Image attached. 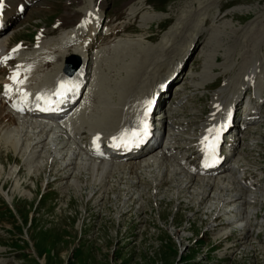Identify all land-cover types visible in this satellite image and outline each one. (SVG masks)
Returning a JSON list of instances; mask_svg holds the SVG:
<instances>
[{
  "label": "rangeland",
  "instance_id": "rangeland-1",
  "mask_svg": "<svg viewBox=\"0 0 264 264\" xmlns=\"http://www.w3.org/2000/svg\"><path fill=\"white\" fill-rule=\"evenodd\" d=\"M61 1L53 0L51 5L43 7L47 0H37L17 25L11 27V32H15L13 39L30 37L35 27L59 17L64 11ZM131 1L135 0H106L105 12L113 18L122 17ZM142 1L145 4L137 14L141 22L127 34V38L135 39L131 49L125 50L114 61V67L109 68V76L113 78L106 81L107 89L96 93V108L93 114V108L90 109L89 117L96 119L94 114L98 111L104 113L100 117L104 122L98 121L110 123L115 113L113 109L120 106L125 96L141 90L137 85L121 88L131 82L134 71L148 79L157 75L151 85L149 82L144 86L156 95L159 80L169 76L188 50V45L182 48L175 42L181 37L193 42L194 48L181 72L162 92L158 113L166 118L165 124L188 123L182 135H190L193 130L196 133L201 124L209 120L211 104L224 85L240 90L244 85L241 80L250 75L251 90L243 97L248 94L252 98L256 92L259 103L256 112L260 120L240 132V150L245 152L243 156L248 163L246 180L255 182L260 171L264 177V0ZM140 2L132 4V9L138 7V10ZM160 11L166 13L159 19ZM174 24L181 26L182 35L174 33L171 27ZM197 25L200 26L196 30ZM171 61V67L160 68L162 64L170 66ZM55 66L58 73L59 63ZM135 77L138 78L136 74ZM177 82L184 88L173 93L172 86ZM239 94L234 91L230 97L234 99ZM178 100L181 104L174 106ZM174 107L176 110L172 111ZM243 109H239V116ZM174 112H177L176 118L171 117ZM115 119H123L122 108ZM3 131L0 132V187L4 184L5 190H0V264H264L262 222L251 226L253 233L244 236L234 222H227L229 218L225 217L231 214H219L221 218L216 223L214 213L226 206V195L222 199L200 201L199 194L203 191H198V184L187 185L182 176L172 179L164 167L155 165L136 172L117 169L112 171L114 174L105 173V177L99 171V175H86V168L82 167H72L70 171L60 168L61 163L54 158L49 161L50 154L43 149L36 151L34 166L30 168L29 162L24 164L25 159L8 160L12 152L21 150H7L6 141L16 142L19 137L12 140L13 136L8 137ZM25 143L26 140L22 141V146ZM39 161L43 168L34 172ZM12 172H15L13 179L8 181ZM77 179L84 190L79 189L76 194L78 187L74 182ZM99 180L109 182L107 188L110 185L118 188L110 193L101 192L98 197L95 193L100 187ZM15 182L21 187L15 188ZM206 188L203 186L202 190ZM105 194L110 195L107 198ZM214 194L212 190L210 196ZM253 203L245 206L248 212L257 210L255 220H260L264 206H253ZM212 204L215 210L211 211L212 221H209L207 211L213 208ZM124 207V212L118 211ZM228 228L232 229L229 237ZM256 229L263 230V235L254 237ZM254 246L257 251H252Z\"/></svg>",
  "mask_w": 264,
  "mask_h": 264
},
{
  "label": "bare ground",
  "instance_id": "bare-ground-1",
  "mask_svg": "<svg viewBox=\"0 0 264 264\" xmlns=\"http://www.w3.org/2000/svg\"><path fill=\"white\" fill-rule=\"evenodd\" d=\"M85 1L88 3V6L85 7L86 9L87 8L89 9L90 7H93V6H95L97 4V0H83V2H85ZM103 1L104 0H99V3L98 4H99V7L100 8H103L104 5H105L103 3ZM141 2H140V4L142 5ZM11 3H12V6L14 8L11 9V10L8 9L6 11L5 20L10 15L16 14V3H14L13 0H11ZM5 7H6V4L4 5V9H5ZM94 8L95 7H93L92 9H94ZM137 8L138 7H136V10H137ZM136 10H135V8L132 9V5H130V7L128 8V12L132 16L135 14ZM17 12H21L20 9H17ZM84 14H85V10H84V13L82 14V16ZM2 15H3V12L0 14V18L2 17ZM73 18H74V16H69L67 18L62 19L61 20L62 21L61 27L70 26L71 28H73L76 25V23L80 20L81 15L76 14L74 20H72ZM10 20H11V18H10ZM199 26L200 25H197L196 30L199 28ZM115 29H116V27L110 28V30H109L110 31V33H109L110 36L111 35H114V34H116L118 32V31L115 32ZM79 30L80 29H77L76 30L77 34L79 33ZM91 31H92V29H90L89 32H91ZM202 31H203V29L201 28V32ZM202 34L203 33H201V35ZM81 36L82 35L78 34L77 35V38L80 39ZM10 39L11 38L9 36L6 37L4 35H0V41H8ZM84 39L85 38H83L79 42L69 43L68 44V42L64 41L62 37H59V39H58L59 40V48L57 49L58 51L53 55V59L56 60V62L57 61L60 62L59 57H60V59H62L63 56H65L66 54L71 53V52L72 53H75V54H78L83 59L84 64H86L85 68L84 69H81L75 76H73L71 78H65L66 81H72V82H74L77 85H80L81 82H83V80H85V75L89 71V64L92 61V56L88 53V48L94 43L95 37L93 35H90L89 36V40L87 42H85ZM67 45H71L72 47L67 48L66 47ZM193 48H192V50H193ZM5 57L6 56H2V59L5 60L4 59ZM146 58H144V60ZM181 59L182 58H180V60ZM182 60L179 61L178 63H176V66H177V64L179 66V64H180V62H182ZM172 65H173V62L171 61L170 62V66H169V64H167V65H163L162 64V66L160 68L166 69L168 67H171ZM178 66L176 68V71L178 69ZM17 71H19V77H20V74L22 72V69L20 67L18 69V66L15 67V68H13L10 71V77L15 72H17ZM92 71H94V65H92ZM174 71H175V68L172 70V72L170 73V75ZM61 72L62 71H61V68H60V65H59V72L58 73H55L54 77H56L58 74L62 75ZM156 76L157 75H155V76L152 75V77L150 79V85L153 83L151 81L154 80V78ZM54 79L55 78H53L52 81L40 83V84H38V86H41V85H44V84H49V83L50 84H53L54 83ZM161 80H162V78L159 80V82H161ZM8 81L9 82H12L13 80H11L9 78ZM245 83L247 84V82H245ZM246 84H244V85H246ZM151 88H152V86H151ZM17 89H19L23 93L25 92L24 89L21 88V87H18ZM238 92H240V94H241L242 90H240ZM8 93H9L8 90H6L5 96ZM93 94H95V93H91V95L89 96V99H90V97ZM144 94H145L144 93V89H142L140 91V95L143 96ZM240 94H239L238 97H235L234 99H232V97H230L229 98V101H227V102H229V104H230V102L234 101L236 104H238L239 103ZM8 100H10V98L3 99V100L0 98V132H2L3 130H5V133L8 134V137L13 136V139L12 140H14L16 138L15 136H18L19 137L18 139H16V142H8V141H6V143H9L8 146H6V149L7 150L8 149H11V150H14V151H17L18 149L21 150L19 153L18 152H15V153L12 152L8 156V158H9L8 160H13L14 158H15V160H17V159L24 160L25 159L24 160L25 161L24 164L27 163V162H29L30 163V166L29 167L31 168V167L34 166V163L33 162L35 161L34 156L36 155V151L41 152V150H39V149H43V151H48L49 152V154H50L49 155L50 156L49 157V161H52L51 159L54 158L57 162L59 161L61 163L60 164V168H67L70 171H71V168L72 167H74V168L75 167H82L83 170H85L84 168H86V175L91 174V173H95V174L99 175L98 172H97V171H99L100 174H101V176L104 174L103 176L105 177V173H106V175H108L107 172L110 173L113 170H117V169L124 170V171H126V169H128V170H131V172H136L140 168H146V166H142L143 164H140L139 162H138L137 165H129L130 164V161H128V162H118L117 163L118 164V167H115L116 166L115 165L116 163H109L108 160H105L103 162L106 164L107 167H115V168L107 169V167L102 166L101 164L97 163L95 160L88 158L86 156L85 150L79 146L80 142H77L76 145L73 146V147L72 146L67 147L68 146L67 143L68 142H71V140L73 138H78L79 140H80V138H82V137H79L78 134L83 129L81 128L82 126H80V127L77 126V122H78V119H79V117L81 115H83V116L85 115V110L81 114H79L77 116H76V114L72 115V117H71V126H72V129L71 130H65L64 131L66 133L67 132L69 133V135L66 137V139H67V143H66L64 141V137H61L59 135V133H58L59 130H56V129L46 130V126L44 124L40 125L39 123H37L35 121L34 122L33 121H26V120L20 121L19 119H16L14 117V114L10 111V109L5 104ZM135 100H136V98L134 96H130V97H128L127 101L125 102V103H127L129 105V107L131 108V110H132L133 103H134ZM41 101L42 100H40V102ZM86 105L87 106H86L85 109H86V111H88L90 109V107H91V103L88 102ZM30 112H32V111H30ZM107 112H108V110H107ZM33 114L34 115H37L36 113H33ZM89 118H91V117H89ZM89 118H87L86 121ZM103 120H104V118H99V121L101 123H102ZM99 121H97V118H96V119L90 120L88 122V124H86L88 131H90V134L89 135H90V138L91 139L97 140V137H99L97 133H98V131H100V132H103L105 135L108 134L105 139H107L108 141H111L114 144H116L117 142L121 143V137H122V135H123V138L124 139H127L129 137L138 138V136L140 135V133L142 131V128H139L136 125H134V121L132 119H128L127 117H123V120H122V123H121L122 127L118 131H116V132H112L111 130H106V129L112 128V127L116 126L117 119H115V118L112 119L109 124H104V123L101 124ZM93 122H95V123H93ZM27 124H29V126ZM83 124L85 125V120H84ZM225 124H226V121L223 118H220L219 116L216 117L211 122V124H210V126L208 128V130L209 129H215V132L209 133V131H208L207 133H205V134H203L201 136L200 141H204V137L205 136H211L215 140V143H216L215 149H217V147L220 144L219 143V136H220V133L223 130H225ZM38 128H40V131L39 132H38V130H39ZM13 130H15L16 133ZM31 130H34L33 133L31 132ZM134 131L137 132V133H139V135L138 136H133L132 135V132H134ZM7 132H11V133H14V134L12 135L11 133H7ZM26 132L27 133H30L31 135L27 134ZM84 132H85V130H83V134H84ZM4 137H7V136L5 135ZM113 137H117L118 139L113 140ZM4 139H6V138H4ZM25 140H26V143H25L24 146H22L21 143H22V141H25ZM259 141H257V142H259ZM18 143H20V144H18ZM71 143H74V142L72 141ZM209 143H211V140L209 141ZM145 144H146V142H143V143L141 142L140 146L144 147ZM45 147L47 149H45ZM76 150H78V151L76 152ZM43 151H42L41 154H43ZM83 152H85V155H83L84 154ZM53 154H54V156H53ZM170 156L173 157V160H175V161H177L179 163L183 159L182 157H178V154H172L171 153ZM210 158H212V156H210ZM152 165L153 164H151V166ZM38 166H39V168H37ZM147 166H149V165H147ZM157 166L158 167L159 166L160 167H164L165 168V172L168 173V175L171 176L172 179H173V176H175L178 179L180 178V176H182L185 179L187 185L190 184V183H193V184L196 183V184H198L199 187H200V189L198 191H203L201 194H199L201 196L200 201H204L206 198H210L211 201H212V198H214V199L221 198L222 199L223 198V195H226V197L224 198V200H226V206L223 207V209H222L221 212H215L214 213V219L216 220V223H217L218 219L221 218L219 214H231V216H226L225 217V218H229V219H227V222H229V223L234 222V224H236V227H238L242 231L244 228H247L249 221L258 218V215H257L258 211L257 210H255L253 212H248L245 204H249V202H247L245 200L243 193L240 192L234 186L233 182H231L229 179H226V178L221 179L222 177H220L219 179H217L216 176H214L213 178H212V176H210V177L208 176L207 179L204 181V180H200L198 178V174H196L197 177H195V176L190 175L191 173H188V172L183 173V169L184 168L183 169H180V170H177V168L174 167L172 165V163L171 164L165 163L164 166H161V165H157ZM41 167H42V164H40V161H39V165H36V168H34V172H38L41 169ZM2 169H3V167H2ZM78 170H80V169H78ZM83 170L81 171L82 173H83ZM3 171H4V169H3ZM170 171H172V173H170ZM175 171L177 173H179L180 175H177V173H175ZM0 172H1V169H0ZM207 172L210 173L211 171L210 172L207 171ZM14 173L12 172V176L10 177V179L8 181H10L11 179H13V174ZM34 177H36V176H33V178ZM104 177H102V178H104ZM37 180H38V178H36L34 181L36 182ZM87 182H89V180ZM99 182H100V187L97 188L98 189V193L97 192L95 193V195H97L98 197H99V195H100L101 192L105 193V192L108 191V193H110V192H113L114 190L116 191V188H118V186H115V185H114L115 187H112L113 185H110L111 187L109 186V188H107L106 186L108 185L109 182H103V181H100V180H99ZM80 183H81V181H79V179L75 180V182H74V186L78 187V191L75 192L76 194L79 193V191H80L79 189H81V190L83 189L84 190V188H83L84 186L81 187ZM90 183H91V181H90ZM90 183H88V184H90ZM98 183H96V184H98ZM119 184L121 185V183H119ZM22 185H23V183H22ZM25 186H26V184H25ZM155 186H157V185H155ZM203 186H207V188L204 189V190H202L203 189ZM18 187H21V184H19L18 182H15V188H18ZM92 187H93V185H92ZM126 187H129V186H126ZM66 189H68V187ZM0 190H1V192H3L5 190L4 189V184L0 187ZM212 190L215 191V194L211 197L210 196V192ZM196 191H197V189H196ZM90 192H92V191H90ZM253 192H254V194H252L253 195L252 197L254 198V201H255V203H253V206L259 205V204L262 205V206H264V193L258 191V189H254ZM32 193H33V190H32ZM257 193H259V194H257ZM109 195L110 194H105V196L107 198L109 197ZM91 198H92V196H91ZM127 205H128V207H130V203H127ZM142 206L143 205L141 204L140 208ZM211 206L213 207V204ZM211 206H210V208H211ZM125 209H126V207H124V209L121 208L118 211H120V212L123 211L124 212ZM213 209L215 210V208L213 207L212 209H210L209 211H207V213H208V220L209 221H212L211 211ZM230 217L232 219H230ZM225 218H223L222 220H225ZM260 218H261L260 220H255L254 221V225L259 224L260 222H262L261 224L264 225V214L260 215ZM249 230H251V228H249ZM257 250H258V248L255 247V248H253L252 251H257Z\"/></svg>",
  "mask_w": 264,
  "mask_h": 264
},
{
  "label": "snow or ice",
  "instance_id": "snow-or-ice-1",
  "mask_svg": "<svg viewBox=\"0 0 264 264\" xmlns=\"http://www.w3.org/2000/svg\"><path fill=\"white\" fill-rule=\"evenodd\" d=\"M3 6V0H0V7ZM5 60L7 59V57L4 58ZM18 69H19V66H18ZM11 80L13 81H16L17 83H23L22 80L19 79V71L15 72L11 77H10ZM75 85L70 82V81H60L59 84H58V87L56 88L55 92L52 93L53 96L57 97L59 101H63V99H65L67 97V94L69 92H73L75 90ZM24 95H27V93H24ZM37 99L38 100H45L46 102L48 103H52L54 101H52L50 99V97H46L44 96L43 94H40L37 96ZM145 105H148V104H151L152 101L151 100H146L145 102ZM147 111L148 109L145 108V115L147 114ZM145 128H146V125H145ZM209 133H213L215 132V129H209L208 130ZM132 135L133 136H138L139 133L137 132H132ZM98 139V137H97ZM118 139L117 137H113V140H116ZM211 140V143H209V141ZM126 139L123 138V135L121 137V143H126ZM206 145V149L212 153L215 152V147H216V143H215V140L211 137V136H205L204 137V141H203Z\"/></svg>",
  "mask_w": 264,
  "mask_h": 264
}]
</instances>
